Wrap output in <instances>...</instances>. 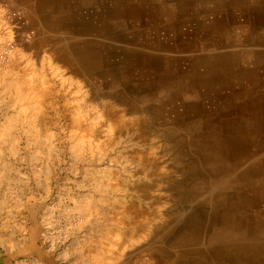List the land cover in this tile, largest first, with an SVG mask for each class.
I'll return each mask as SVG.
<instances>
[{"label":"rangeland","instance_id":"1","mask_svg":"<svg viewBox=\"0 0 264 264\" xmlns=\"http://www.w3.org/2000/svg\"><path fill=\"white\" fill-rule=\"evenodd\" d=\"M99 6L0 0L1 76L15 81L41 70L53 97L35 117L12 101V90L25 85L0 93V230L7 246L22 256L35 246L43 260L18 259L25 264H174L181 253L190 264H217L207 249L218 245L215 195L223 190L238 204L241 225L232 223L231 234L241 238L254 222L260 230L247 237L264 238V199L246 193L264 183V105L246 110L253 117L245 124L243 92L206 100L201 91L180 93L174 83L137 72L149 63L132 62L119 38L125 11L109 23V5ZM106 25L111 40L97 30ZM13 64L21 65L18 73ZM9 116L16 122L1 133ZM232 152H242L240 163Z\"/></svg>","mask_w":264,"mask_h":264},{"label":"crops","instance_id":"2","mask_svg":"<svg viewBox=\"0 0 264 264\" xmlns=\"http://www.w3.org/2000/svg\"><path fill=\"white\" fill-rule=\"evenodd\" d=\"M85 2L78 0V5ZM94 3L100 5L98 12L103 5H109L103 11L110 14L105 17L109 23L116 21L111 14L117 16L118 11H125L128 26L119 38L131 48L132 62L139 58L149 63L147 69L136 67L137 72L143 71L149 78L157 76L163 86L174 83L180 93L201 91L206 100L213 94H222L224 98L231 91L243 92L241 100L245 105L241 109L245 113L241 117L245 124H250L253 117L246 110L261 109L264 105V0H94ZM97 30L100 36L106 32L105 37L113 38L109 25ZM205 108L209 112L211 107ZM6 243L0 230V264H16L23 257L43 260L35 246L22 256Z\"/></svg>","mask_w":264,"mask_h":264},{"label":"bare ground","instance_id":"3","mask_svg":"<svg viewBox=\"0 0 264 264\" xmlns=\"http://www.w3.org/2000/svg\"><path fill=\"white\" fill-rule=\"evenodd\" d=\"M71 66L73 67H79L81 68L82 62L75 64V61L69 62ZM20 64L16 65L14 67V64L9 67L13 68L14 72L18 73L20 70ZM8 68V69H9ZM41 70H35L34 72L32 70L25 71V75L22 78L21 76H16L15 81L8 80L6 77L1 76L0 74V93H4V90H7L11 86L15 84L25 85V88H15L11 95L12 101L14 103H19L20 109L29 110L30 116H37L42 115L43 113H39V111H42L48 102L53 100V97L51 96V90L49 86L47 85L46 75H40ZM36 74V75H35ZM39 77H41L40 80H38ZM21 78L17 80L18 78ZM33 82H38V86L35 88H32ZM15 104V105H16ZM77 107V106H76ZM108 115L110 118H112V111L108 110ZM15 116V115H14ZM13 116V117H14ZM16 122L15 119L12 117H8L6 121L3 123V126L1 128V133H6L7 130H11V126ZM111 130L117 126L116 121H111ZM240 130L243 131L241 128ZM234 143L236 145V149L242 148L241 144L234 140ZM235 155H238L235 158V163H240V160H242L241 153L242 152H232ZM245 159V158H244ZM249 159V158H248ZM231 186V185H230ZM198 188H204V183H200L198 185ZM234 188H237L234 187ZM234 188L232 190H234ZM202 190L201 193L206 194V191ZM230 190H223L220 192H217L215 195V200H217V203L221 206L222 210V222L221 224L217 225L214 224L213 228V234L212 237L215 241H217V247H212L211 249H207V252L211 254V258H216L217 264H264V238L258 237L257 239L250 240L247 236L251 234V232H255L260 230V227L254 224V222H250L248 225L247 232L239 239L236 238L234 233L232 232V223L236 225H241L240 222L237 221L236 212H237V200L236 196L232 195L230 193ZM247 194H250L251 197L256 200L257 203H259V199H264V183L258 182L257 184H254L251 189L246 190ZM247 210H245L246 212ZM251 212L249 213V215ZM260 216L264 217V211ZM243 224V223H242ZM235 229V228H234ZM247 229V228H246ZM155 230H153L154 233ZM160 231V230H159ZM159 231L155 233L158 234ZM249 231V232H248ZM152 233V234H153ZM115 235L120 236L121 233L118 229L114 233ZM235 236V237H234ZM125 237V234L123 235ZM247 237V238H246ZM154 239H157L158 236L153 237ZM186 239V238H185ZM35 242L37 241L34 239ZM110 245H115L114 237L109 240ZM198 252H205V247H197L195 248ZM207 259V258H206ZM205 259V261H206ZM17 264H25L24 261H19ZM174 264H190L189 259L184 256V254H180L177 258V262Z\"/></svg>","mask_w":264,"mask_h":264}]
</instances>
